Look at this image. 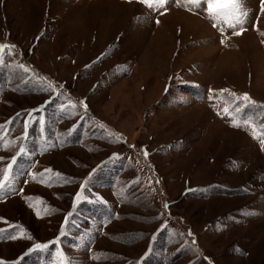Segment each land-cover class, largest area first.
Instances as JSON below:
<instances>
[{
    "label": "rangeland",
    "instance_id": "obj_1",
    "mask_svg": "<svg viewBox=\"0 0 264 264\" xmlns=\"http://www.w3.org/2000/svg\"><path fill=\"white\" fill-rule=\"evenodd\" d=\"M240 8L0 0V264H264V0Z\"/></svg>",
    "mask_w": 264,
    "mask_h": 264
},
{
    "label": "snow or ice",
    "instance_id": "obj_2",
    "mask_svg": "<svg viewBox=\"0 0 264 264\" xmlns=\"http://www.w3.org/2000/svg\"><path fill=\"white\" fill-rule=\"evenodd\" d=\"M140 2L146 3L149 7L152 6V0H140ZM161 6L165 3V0H158ZM207 5H208V11L209 15L213 20H217L220 18H224L228 15H235V23L238 24H243V16L246 15V12H243L242 9L240 8V0H225V3L227 7H222L220 0H216V3H213V0H206ZM189 3H192L194 5H198L201 3V0H189ZM230 26H235L234 24L230 23ZM237 35L240 33L237 32ZM3 47H14V46H3L0 45V48ZM244 100H248V96L245 95L243 97Z\"/></svg>",
    "mask_w": 264,
    "mask_h": 264
}]
</instances>
